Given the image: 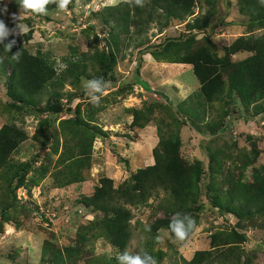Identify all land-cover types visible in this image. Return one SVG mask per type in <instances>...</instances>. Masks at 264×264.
<instances>
[{"label": "rangeland", "instance_id": "obj_1", "mask_svg": "<svg viewBox=\"0 0 264 264\" xmlns=\"http://www.w3.org/2000/svg\"><path fill=\"white\" fill-rule=\"evenodd\" d=\"M55 1L47 14H36L21 1L0 0L5 32L30 27V38L22 45L47 56L55 71L33 105L17 102L15 84L0 72V124L12 123L25 133L9 159L16 166L29 163L21 184L10 187L0 179V264H52L42 252L43 241L72 244L79 225L102 215L80 198L93 191L102 174L116 185L152 163L158 123L177 130L178 152L186 163L200 161L198 199L186 240L177 241L165 227L152 234L145 230L162 215L163 193L158 190L129 205L131 235L123 250L103 236L90 237L72 264H88L90 255L104 257L101 264H109L107 257L130 264L120 259L125 255L139 256L145 264H153V258L156 264H187L196 249L222 248L210 246L211 233L232 230L241 235L233 237L232 253L198 264H264V215L239 217L212 202L231 183L249 181L264 160L260 99L242 103L230 91L206 101L191 69L171 61L197 43L221 53L238 35L250 39L264 33V22L244 21L238 0H194L191 13L170 17L165 25L151 20L141 30L133 22L122 29L106 0H71L67 11ZM205 15L206 25L190 27L195 17ZM172 36L181 40L163 46ZM248 53L239 50L231 54L232 61ZM70 62L85 71L62 77ZM235 71L233 63L223 68L226 83ZM82 144L89 147L86 153H78ZM75 155L76 165L64 174Z\"/></svg>", "mask_w": 264, "mask_h": 264}, {"label": "trees", "instance_id": "obj_2", "mask_svg": "<svg viewBox=\"0 0 264 264\" xmlns=\"http://www.w3.org/2000/svg\"><path fill=\"white\" fill-rule=\"evenodd\" d=\"M21 0H10L17 4ZM238 11L246 16L247 22H264V3L261 0H238ZM194 0H127L112 7L115 23L126 29L133 22L143 29L146 24L155 20L161 25L167 23L168 18H182L189 13ZM57 5L55 0L45 5V10ZM159 9V11L156 10ZM203 17H195L190 25L200 28L207 24ZM31 28L23 34L17 35L6 32L0 35V72L6 74L9 83L15 84V100L24 105H33L39 101L42 88L54 78L53 64L42 54L30 53L22 42L30 38ZM15 40L11 51L5 45ZM179 37H168L163 46L176 45ZM183 40V39H182ZM186 38L183 41H188ZM222 52L210 49L208 43H197L182 55L171 59L173 62H188L191 72L198 82V92L206 101L219 100L226 92H233L242 103L259 100V108L264 109V33L246 39L238 35L229 44L222 46ZM249 50V53L232 61L231 54L239 50ZM19 51V59L13 60V53ZM233 63L236 71L229 75V82L223 77V68ZM85 70L78 63L70 62L65 72L76 76ZM157 141L151 149L152 163L145 165L142 170L131 172L129 178L123 179L116 185L110 177L104 174L97 178V184L89 195L80 198L84 205H91L102 212L97 219H92L77 227L73 243L57 246L49 240H44L42 252L48 254L52 264H72L83 253V247L90 237L103 236L119 251L123 250L131 235V211L129 205L144 200L152 193L161 190L159 198L162 215L157 216L145 226V230L152 234L161 227L168 228L182 224L189 232L190 220L194 204L198 199V179L200 175V161L186 163L179 155V137L177 130L156 125ZM25 138V133L12 123L0 124V179L10 187L21 184L29 163L24 162L16 166L9 155L16 145ZM78 153H86L89 147L79 146ZM75 155L69 159L63 171L66 174L77 162ZM124 161V159H121ZM218 208L232 212L236 216L264 215V160L261 166L254 169L251 179L246 182L231 183L225 195L212 201ZM233 237L241 239V235L234 230L231 233L213 232L209 235L210 246L214 248L196 249L187 264H198L212 261L215 257L227 256L232 253L230 243ZM147 255L144 257L146 258ZM104 257L91 256L88 264H101ZM109 264H123L116 257H107ZM172 264H177L173 262Z\"/></svg>", "mask_w": 264, "mask_h": 264}, {"label": "clouds", "instance_id": "obj_3", "mask_svg": "<svg viewBox=\"0 0 264 264\" xmlns=\"http://www.w3.org/2000/svg\"><path fill=\"white\" fill-rule=\"evenodd\" d=\"M52 2V0H21V3L26 10H31L33 13L36 14H47V11L45 10V5ZM139 3V0H137ZM262 3H264V0H261ZM71 3V0H59V8L63 11H67L68 5ZM106 4L115 6L116 0H106ZM27 31V28H20V32L16 33L17 35L23 34ZM0 35H6V32L4 30V24L0 22ZM15 43V40L5 45V49L7 51H11L12 45ZM21 56V53L19 51L13 53L12 59L18 60ZM95 83L94 81L92 82ZM97 91H100V89H96ZM98 99V98H93ZM172 230L175 233V238L177 241L183 242L187 238V232L184 229V226L182 224H175L172 226ZM159 239V238H158ZM120 259H128L130 261V264H145L143 260L140 259L139 256L136 257H129L125 255L124 257H121ZM153 264H156L155 259L153 258Z\"/></svg>", "mask_w": 264, "mask_h": 264}, {"label": "crops", "instance_id": "obj_4", "mask_svg": "<svg viewBox=\"0 0 264 264\" xmlns=\"http://www.w3.org/2000/svg\"><path fill=\"white\" fill-rule=\"evenodd\" d=\"M233 60V59H232ZM180 63H182V64H184L183 66H188V68H190L191 69V64L190 63H188V62H180ZM231 64V63H230ZM194 76V75H193ZM195 78V77H194ZM195 80H196V78H195ZM196 82H197V80H196ZM197 85H198V82H197Z\"/></svg>", "mask_w": 264, "mask_h": 264}]
</instances>
